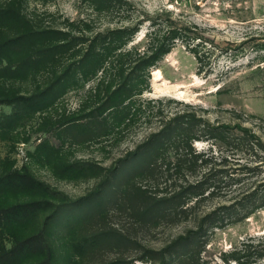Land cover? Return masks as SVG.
I'll return each instance as SVG.
<instances>
[{
	"label": "trees",
	"instance_id": "trees-1",
	"mask_svg": "<svg viewBox=\"0 0 264 264\" xmlns=\"http://www.w3.org/2000/svg\"><path fill=\"white\" fill-rule=\"evenodd\" d=\"M25 1L0 0V83L6 87L9 76L32 82L35 87L24 95L3 91L0 102L13 106V111L0 114V119L12 120L24 104L33 112L48 111L69 92L89 85L79 107L69 114L64 112L59 126L87 131L91 140L109 153L134 127L151 129L133 149L110 163L82 158L63 162L66 173L101 178L94 193L80 201L83 207L95 206L91 217L101 213L96 198L115 190L133 199L143 226L178 223L192 216L199 220L195 228L159 249L134 243L122 231L107 226L85 233V246L97 249L103 244H137L143 246L145 255L141 258L152 264H211L203 255L209 229L239 222L264 208V137L242 120L234 125L212 121L203 107L174 98L145 97V93L152 90L153 68L179 41L196 56L199 74H213L212 59L218 48L215 41L200 32L197 24L171 14L142 16L135 23L98 31L86 19L68 21L63 27L44 26L27 13ZM87 1L94 10L105 13L131 5L129 0ZM146 20L150 28L145 41L136 43L135 36ZM220 50L229 52L227 48ZM172 103H177L174 109H170ZM195 141H209L211 147L197 151ZM218 143L231 146V153L216 155ZM125 176L130 180L150 178L154 180L150 186L158 191L135 181L121 188L119 183ZM20 188L40 192L43 197L24 203L6 201L4 192ZM217 197H227L230 202L200 215L202 204ZM78 204L29 173L0 174V264H56L54 223L62 215L71 218L69 210ZM51 206L43 225L24 234V219ZM4 234L13 236L11 245ZM222 258L229 264H264V238L243 242Z\"/></svg>",
	"mask_w": 264,
	"mask_h": 264
},
{
	"label": "rangeland",
	"instance_id": "rangeland-1",
	"mask_svg": "<svg viewBox=\"0 0 264 264\" xmlns=\"http://www.w3.org/2000/svg\"><path fill=\"white\" fill-rule=\"evenodd\" d=\"M129 1L131 5L125 4L113 13L96 11L87 0H26L25 9L37 24L63 27L68 21L86 19L94 31L135 23L142 16L153 18L167 14L185 23L197 24L199 31L213 39L218 46L212 59L214 73L199 74L196 56L179 41L153 68L152 90L146 92L145 97L174 98L203 107L209 119L227 125L242 120L264 137V0ZM149 28V20L144 21L134 42L142 44ZM209 47L207 45V49ZM221 48H227L229 52L221 53ZM233 53L238 56L235 57ZM158 72L160 76L156 77ZM6 80V87H1L0 83V94L5 90L9 93L15 90L24 95L35 87L32 82L14 80L9 76ZM88 88L89 85L85 89L69 92L48 111L33 112L24 104L12 120L0 119V174L13 171L29 173L79 201L75 209L69 210L71 218H67V214L62 215V219L54 223L52 239L58 250L56 264H111L114 261L119 264H152L141 258L145 255L141 245L115 244L110 247L103 244L97 249H89L83 236L85 233L93 234L102 226L113 227L131 237L134 243L138 241L159 249L178 235L195 228L199 220L192 216L178 223L143 226L133 199L115 190L96 198L101 213L95 219L91 217L96 212L95 206L83 207L80 201L84 202L94 193L101 178L66 173L63 162L82 158L110 163L114 157L124 156L133 149L151 129L146 125L134 127L124 141L109 153L102 150L101 144L91 140L92 136L87 131L59 126L57 122L63 113L69 114L79 107L80 99ZM176 106L177 103H172L170 109ZM12 111L13 106L0 102V114ZM194 147L197 151H206L211 143L195 141ZM231 149L225 143H218L214 153L228 155ZM134 181L158 191L150 186L154 185V180L150 178L130 180L125 176L119 184L125 188ZM4 196L9 203L38 201L43 197L40 192L37 194L25 188L4 192ZM229 202L227 197L209 199L198 211L201 215L219 204ZM51 211L52 206L39 208L30 218L24 219V234L29 235L39 229ZM4 238L11 245L13 236L8 234ZM262 238L264 208L239 222L210 228L203 255L211 264H229L222 258L224 253L241 247L248 240Z\"/></svg>",
	"mask_w": 264,
	"mask_h": 264
},
{
	"label": "bare ground",
	"instance_id": "bare-ground-1",
	"mask_svg": "<svg viewBox=\"0 0 264 264\" xmlns=\"http://www.w3.org/2000/svg\"><path fill=\"white\" fill-rule=\"evenodd\" d=\"M158 76H160V73L158 72V73H156V77H158Z\"/></svg>",
	"mask_w": 264,
	"mask_h": 264
}]
</instances>
